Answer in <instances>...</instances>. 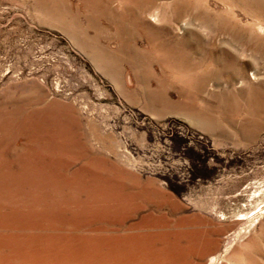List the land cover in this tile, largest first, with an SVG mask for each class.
<instances>
[{"label":"rangeland","instance_id":"rangeland-1","mask_svg":"<svg viewBox=\"0 0 264 264\" xmlns=\"http://www.w3.org/2000/svg\"><path fill=\"white\" fill-rule=\"evenodd\" d=\"M33 1L0 0V110L58 114L66 145L0 143V264H264V0H154L161 46L120 0Z\"/></svg>","mask_w":264,"mask_h":264},{"label":"bare ground","instance_id":"bare-ground-1","mask_svg":"<svg viewBox=\"0 0 264 264\" xmlns=\"http://www.w3.org/2000/svg\"><path fill=\"white\" fill-rule=\"evenodd\" d=\"M81 1L90 10H93V11H98V10L101 11L102 10V8H100V7H101V2L103 0H81ZM33 2H34V5H33L34 7H37L38 10H41V12L45 13L49 17L50 16H52L54 18L57 17V16H54L53 13H61L62 16L64 15V13H65V15L70 13L71 16H72L73 22L76 20V16H75V14H76V12H75V6H73L72 5L73 3L70 2L69 0H35ZM120 2L122 3V5L124 7V11L128 12L129 14H136V11H137L138 12L137 13L138 15L145 16V17L148 16L149 22L152 23V25H153L152 27L155 30V32L157 33L158 38H159V40L156 41V43L153 42V44H156L157 46L158 45L161 46V45H171V44H173V42H175L173 39H165L164 36H166L169 33V31H170L169 30L170 29L169 26H167L166 24L159 23V20H161V18H158L157 15H155L154 12L151 13L152 10L153 11H154V9H157L158 10V8H159L157 5H155L156 3H155L154 0H120ZM168 4L171 5L172 14L175 17H180V15H182V13H184L187 10V8L180 9L183 6H177V0H170ZM135 9H137V10H135ZM62 16H60V17H62ZM144 19H146V18H144ZM145 24H147V25H145L146 27H149L151 25L150 23H145ZM138 25H139V23H138ZM230 26L232 27V29H235V28H233V24H230ZM229 31H231L230 32L232 34V35H230L231 37H237V38L240 37L235 31H233V30H229ZM255 37L252 38L256 42L255 43V46L257 48H263L264 47V43L260 40L259 37H256L257 39H255ZM170 38H171V36H170ZM192 39L195 41L196 44L200 45L199 44V39L200 38L197 35H193V38ZM78 42L81 45L84 44V42L82 40H80V39L78 40ZM88 42L90 43L89 46H91V45H93V46H100L98 44L99 40H97L96 38L95 39L94 38L93 39H89ZM179 42L180 43H185V41L184 40L182 41V39H180L179 41H177V43H179ZM123 44H121V45H123ZM210 46L212 47V44ZM180 51H181V49H180ZM188 60H189V58H188ZM221 61H222V63L220 65L216 66V68H215L216 69V74H221V73L223 74L224 72L227 71L231 76L234 75L233 74L234 73V70L229 66V58L228 57L227 58L224 57V58L221 59ZM197 70H199V69H197ZM176 75H177V73H176ZM204 76H206V75H204ZM178 77H180V76H178ZM196 77H197V75H196ZM118 79H119V82L120 83H124V82H122V80L120 78H118ZM202 88H203V86L199 82V84L193 86L191 90L193 92H195V93H199L200 91H202ZM235 92L236 91H234L233 89L231 90L229 88H226L225 90L221 91L220 94L221 95H224V96H229V95H233V94L239 96L242 91L239 90L238 92H236V93ZM250 93H252V92H250ZM222 100H224V99H222ZM23 104H19L16 108H14L12 110H6V111L0 110V143L1 144H5L7 141H9V142L12 141V142L18 143V142L21 141V138H18V137L16 138V134H19V136H22V135L25 136L26 141H23L22 142V146L25 149H28L29 142L30 143H33V144H37V143L38 144H42V143H44L43 144L44 147H47L51 151H56V152H59L63 147H65V145H66V141H65L66 140V136H65V133H64L65 128L63 126L64 125L63 124L64 121L59 118L60 116L58 114H50L46 118L42 115L43 116V118H42V117H39L40 115H36V114L33 113V111H29L26 107H23ZM260 109L263 111L264 110V107L263 108H260ZM37 147H40V146L37 145ZM18 156L19 155H17V158H18Z\"/></svg>","mask_w":264,"mask_h":264}]
</instances>
